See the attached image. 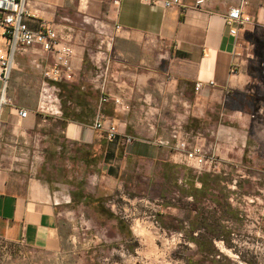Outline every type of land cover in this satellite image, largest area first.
<instances>
[{"label":"crops","instance_id":"obj_1","mask_svg":"<svg viewBox=\"0 0 264 264\" xmlns=\"http://www.w3.org/2000/svg\"><path fill=\"white\" fill-rule=\"evenodd\" d=\"M166 1L30 0L28 28L52 27L74 49L73 79L47 83L54 56L38 46L15 57L0 107L2 249L66 258L77 227L67 221L65 190H88L95 151L109 176L113 159L194 170L155 144L177 127L219 157L222 173L245 171L252 182L264 174V0ZM240 7L251 22L234 37L225 19ZM43 89L59 99L44 113ZM98 115L120 139L94 129ZM123 136L139 140L128 145ZM250 202L253 212L264 205Z\"/></svg>","mask_w":264,"mask_h":264},{"label":"rangeland","instance_id":"obj_2","mask_svg":"<svg viewBox=\"0 0 264 264\" xmlns=\"http://www.w3.org/2000/svg\"><path fill=\"white\" fill-rule=\"evenodd\" d=\"M92 162L94 177L83 183L88 190H65L67 221L77 227L66 258L0 246V264H264V205L253 212L250 202L264 201V174L252 182L245 171L226 172L215 193L223 210L186 196V169L113 159L109 176L101 154L95 151ZM50 172L54 177L53 161Z\"/></svg>","mask_w":264,"mask_h":264},{"label":"built area","instance_id":"obj_3","mask_svg":"<svg viewBox=\"0 0 264 264\" xmlns=\"http://www.w3.org/2000/svg\"><path fill=\"white\" fill-rule=\"evenodd\" d=\"M29 2L30 0H0V79L3 82L0 107L7 103L5 94L14 69L16 55L34 46H38L54 56V65L47 69L44 74L47 83L56 84L73 79L72 60L75 55L74 49L69 43L64 42L52 27L43 25L38 32H33L28 28L26 20L29 18ZM180 5V0L164 3L165 8ZM243 5H246V3L243 2ZM249 22H251V19L244 15L241 7L232 9L225 19L229 33L234 37L237 36L239 28ZM209 85L213 86L214 84L210 83ZM195 88L199 92L203 89V85L197 84ZM52 100V96L48 94V91L43 89L41 93L42 113L50 111L49 105L53 103ZM108 101L109 98L104 96L102 102L106 103ZM115 103L119 104V101H115ZM18 115L21 119H27L29 113L20 110ZM94 129L103 131L109 141H117L122 136L115 125L105 126L101 115H98ZM123 138L128 145L139 140L135 137L123 136ZM155 144L174 150L181 156L179 161L181 164L196 170L199 174L218 175L222 173L219 157L206 149L204 145L198 142L193 143L180 127L172 130L169 140H159Z\"/></svg>","mask_w":264,"mask_h":264},{"label":"trees","instance_id":"obj_4","mask_svg":"<svg viewBox=\"0 0 264 264\" xmlns=\"http://www.w3.org/2000/svg\"><path fill=\"white\" fill-rule=\"evenodd\" d=\"M186 170H188V177H186V185L189 188L186 196L192 197L194 200L198 197L203 201L212 200V202L216 203L221 209L224 210L225 206L223 204L222 198L215 195V193L218 191L220 184L224 183L225 174H199L198 172H194L191 169ZM198 185H200V187H198Z\"/></svg>","mask_w":264,"mask_h":264}]
</instances>
